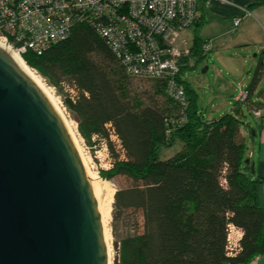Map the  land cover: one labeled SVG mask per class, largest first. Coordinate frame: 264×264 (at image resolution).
Here are the masks:
<instances>
[{
    "label": "trees",
    "instance_id": "1",
    "mask_svg": "<svg viewBox=\"0 0 264 264\" xmlns=\"http://www.w3.org/2000/svg\"><path fill=\"white\" fill-rule=\"evenodd\" d=\"M204 23L202 16L192 28L198 32ZM207 53L196 35L191 56ZM23 57L57 89L85 143L106 142L113 164L100 171L101 178L130 181L114 195L115 264H250L264 256V208L259 181L250 176L253 162L243 135L249 128L244 105L252 113L264 110V53L246 98L211 121L198 110V95L186 81H179L185 92L182 104L169 96L167 79L134 76L94 24L77 23L42 55L27 52ZM176 140L182 150L162 160L161 149ZM130 219L134 233L124 224ZM231 227L243 233L233 251Z\"/></svg>",
    "mask_w": 264,
    "mask_h": 264
},
{
    "label": "water",
    "instance_id": "2",
    "mask_svg": "<svg viewBox=\"0 0 264 264\" xmlns=\"http://www.w3.org/2000/svg\"><path fill=\"white\" fill-rule=\"evenodd\" d=\"M0 264H109L78 150L50 101L1 46Z\"/></svg>",
    "mask_w": 264,
    "mask_h": 264
},
{
    "label": "built area",
    "instance_id": "3",
    "mask_svg": "<svg viewBox=\"0 0 264 264\" xmlns=\"http://www.w3.org/2000/svg\"><path fill=\"white\" fill-rule=\"evenodd\" d=\"M208 1L0 0V46L21 58L27 52L42 55L65 40L77 23H91L134 76L167 79L169 96L184 104L185 92L173 78L192 53L193 44L183 34L202 18ZM239 23L240 19L234 21L235 26ZM245 98L241 93L237 101ZM253 114L264 119V110Z\"/></svg>",
    "mask_w": 264,
    "mask_h": 264
},
{
    "label": "rangeland",
    "instance_id": "4",
    "mask_svg": "<svg viewBox=\"0 0 264 264\" xmlns=\"http://www.w3.org/2000/svg\"><path fill=\"white\" fill-rule=\"evenodd\" d=\"M236 19L240 18L238 17ZM196 35H199V33H195L194 29H191L186 31L183 34V37L190 42V44H193ZM23 56L22 59H24ZM259 56L260 54L256 58V62L258 61ZM252 61L253 60H250V63L247 65L241 63L240 66V48L228 44L221 47L218 51H212L209 54L207 53L204 58H200V55L194 57L190 56L188 61L185 62L186 68L182 73V77L188 83L190 88L197 93V107L206 120L211 121L219 119L221 116L232 112V108L237 102V97L243 91H246L253 79L256 67H254ZM46 84L51 90H53L54 94L61 102L66 118L69 121L72 120L57 89L50 86L47 82ZM261 88H264V75L260 82V89ZM70 92L72 93L71 95L75 94L73 90ZM244 113L247 122H249L250 126L256 130L259 118L256 117L252 111L249 112L245 108V105ZM74 125L77 127L76 134L79 138L80 152L86 160L89 170L97 176L96 182L100 188L99 201L105 208L109 209L110 215L109 219H107V226L111 234L114 203V199L111 201L112 197L114 198L118 188L128 187L130 181L124 178H117L113 181L102 179L100 171L109 170L113 164V159L106 142L99 141L92 147L88 146L78 132L77 123L75 122ZM95 141L97 140L95 139ZM112 141L115 142L117 150L120 151L121 149L117 138L112 136ZM182 147V142L176 140L171 147H163L161 149L160 158L162 160L170 159L176 156L182 150ZM124 224L128 225L129 230L133 233L137 230L133 227L131 219L127 220ZM236 231L240 232V237ZM233 232L235 237H232L231 239V247L232 249H239V241L241 240L243 233L240 230H233ZM113 241L114 238L112 237L110 244V259L112 261L115 260L116 256L115 249L112 245Z\"/></svg>",
    "mask_w": 264,
    "mask_h": 264
},
{
    "label": "crops",
    "instance_id": "5",
    "mask_svg": "<svg viewBox=\"0 0 264 264\" xmlns=\"http://www.w3.org/2000/svg\"><path fill=\"white\" fill-rule=\"evenodd\" d=\"M202 16L204 25L198 32L195 27L191 29L199 33L209 53L231 44L240 48V66L253 60L256 67L259 61L256 62V58L264 53V0H209L208 6L202 9ZM238 17L241 21L236 27L234 20ZM260 122L258 119L256 130L248 122L249 128H244L243 135L246 155L253 162L250 176L259 181L258 200L264 208V126ZM236 232L240 237V232ZM250 264H264V256L255 258Z\"/></svg>",
    "mask_w": 264,
    "mask_h": 264
},
{
    "label": "bare ground",
    "instance_id": "6",
    "mask_svg": "<svg viewBox=\"0 0 264 264\" xmlns=\"http://www.w3.org/2000/svg\"><path fill=\"white\" fill-rule=\"evenodd\" d=\"M11 54L14 58V61L19 65V67L25 72V74L32 80V82L34 84L37 85V87L44 93V95L50 101L51 105L53 106V108L56 110L57 114L60 116L61 120L63 121L68 133L70 134V137H71L74 145L76 146V148L78 150L79 156L83 162V165H84V168H85L86 173L88 175V178L90 180L91 186L94 190L95 198H96L98 208H99L100 217L102 220V224L104 226L105 241H106V245H107V249H108V258H109V262H110L111 261V259H110V244H111L112 236H111L110 231H109L108 226H107V219H109L110 213H109V209L105 208L99 201L100 188L96 182L97 176L89 170L88 164L80 152V145H79V141H78L79 138L76 134L77 133V127H76V125H74L75 122L72 120L69 121L66 118L64 111H63V108L61 106V102L58 100V98L54 94L53 90H51V88L48 87V85L43 80V78L40 75H38V73H36L32 68H30L26 64V62L18 54H16V53H11ZM181 71H182V69H180V73H181ZM180 73H179L178 77H173V78L178 80V82L179 81L184 82L185 80L182 79V77L180 76ZM244 93L246 94V91L242 92V94H244ZM113 199L114 198L112 197L111 201H113Z\"/></svg>",
    "mask_w": 264,
    "mask_h": 264
}]
</instances>
